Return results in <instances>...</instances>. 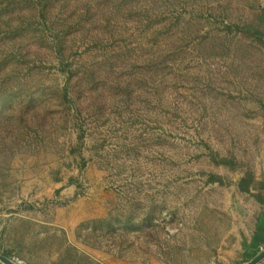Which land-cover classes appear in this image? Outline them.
<instances>
[{
    "label": "rangeland",
    "instance_id": "obj_1",
    "mask_svg": "<svg viewBox=\"0 0 264 264\" xmlns=\"http://www.w3.org/2000/svg\"><path fill=\"white\" fill-rule=\"evenodd\" d=\"M257 175L264 0H0L2 256L241 264Z\"/></svg>",
    "mask_w": 264,
    "mask_h": 264
},
{
    "label": "crops",
    "instance_id": "obj_2",
    "mask_svg": "<svg viewBox=\"0 0 264 264\" xmlns=\"http://www.w3.org/2000/svg\"><path fill=\"white\" fill-rule=\"evenodd\" d=\"M256 189L264 193V175L256 176L254 183L250 185L249 192L254 193ZM261 200L263 202L261 203L259 201L258 204L259 213L256 216L251 231H249L243 243V261L241 264L250 262L264 250V195ZM0 264L2 263L0 262ZM256 264H264V258Z\"/></svg>",
    "mask_w": 264,
    "mask_h": 264
},
{
    "label": "trees",
    "instance_id": "obj_3",
    "mask_svg": "<svg viewBox=\"0 0 264 264\" xmlns=\"http://www.w3.org/2000/svg\"><path fill=\"white\" fill-rule=\"evenodd\" d=\"M45 4H42L41 2H37V4H35V8L32 7V10L36 11L35 9H37L38 11L43 12L44 10H46V7H47V6H45ZM57 51L59 52V55L62 56L63 53L58 49H57ZM249 187H250V184L245 183V186H242L240 190L242 192L249 193V189H250ZM260 202L262 203L263 201L260 200Z\"/></svg>",
    "mask_w": 264,
    "mask_h": 264
},
{
    "label": "water",
    "instance_id": "obj_4",
    "mask_svg": "<svg viewBox=\"0 0 264 264\" xmlns=\"http://www.w3.org/2000/svg\"><path fill=\"white\" fill-rule=\"evenodd\" d=\"M264 258V250L258 255L256 256L253 260H251L250 262L246 263V264H256L258 263L259 261H261L262 259ZM0 262L2 264H15L13 261L5 258L4 256H2L0 254Z\"/></svg>",
    "mask_w": 264,
    "mask_h": 264
},
{
    "label": "built area",
    "instance_id": "obj_5",
    "mask_svg": "<svg viewBox=\"0 0 264 264\" xmlns=\"http://www.w3.org/2000/svg\"><path fill=\"white\" fill-rule=\"evenodd\" d=\"M15 264H23L22 262L16 261L14 262Z\"/></svg>",
    "mask_w": 264,
    "mask_h": 264
}]
</instances>
